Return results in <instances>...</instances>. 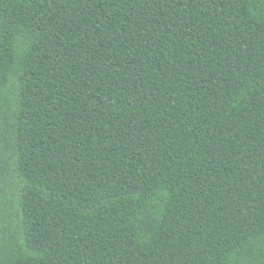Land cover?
Masks as SVG:
<instances>
[{
    "label": "trees",
    "instance_id": "trees-1",
    "mask_svg": "<svg viewBox=\"0 0 264 264\" xmlns=\"http://www.w3.org/2000/svg\"><path fill=\"white\" fill-rule=\"evenodd\" d=\"M0 264H264V0H0Z\"/></svg>",
    "mask_w": 264,
    "mask_h": 264
}]
</instances>
